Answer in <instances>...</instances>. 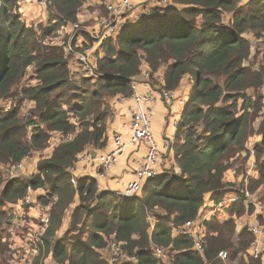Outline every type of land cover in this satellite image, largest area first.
Here are the masks:
<instances>
[{
    "label": "trees",
    "instance_id": "1",
    "mask_svg": "<svg viewBox=\"0 0 264 264\" xmlns=\"http://www.w3.org/2000/svg\"><path fill=\"white\" fill-rule=\"evenodd\" d=\"M21 1L0 0V99L16 97V90H11L28 66L36 63L39 85L24 90L22 96L35 102L37 123H26L18 107L0 109V255L8 249L4 239L13 215L7 206L25 209L28 193L44 190L45 196L38 199L45 205L49 200L55 204L42 240L45 252L33 264H44L49 257L60 264H106L100 251L111 236L136 260L122 264H160L153 256L152 244L175 252L174 264H205L193 250L194 240L174 234V229L196 220L208 196L220 203L230 186L224 181L232 167L230 160L246 152L250 110H258L248 90L262 88L264 68L256 78L255 72L244 67L250 56L244 36L264 34V0H252L245 7L239 0H171L181 8L168 7L129 22L117 39L106 41L101 49L104 56L92 67L96 77L83 69V78L78 80L81 86L75 84L70 70L71 58L83 68L77 57L67 49L65 52V46L54 49L44 43L52 33L77 24L80 9L88 0H49V21L40 28L27 27L22 21ZM230 11L231 26L226 27L223 16ZM83 36L84 44L78 43L76 36L69 47L80 51L90 45L88 35ZM143 64L149 67L152 80L166 67L163 85L153 83L160 95H176L187 77L192 82L187 99L176 95L185 101L179 105L182 113L172 144L181 171L173 177L169 171L161 173L141 194L124 200L116 193L100 192L97 180L91 177L77 179L72 170L80 156L105 148L110 103L117 97H130ZM54 132L72 138L39 162L37 174L7 181L2 167H16L33 152L46 149ZM254 150L259 177L250 181L254 184L252 188L249 185L250 192L264 188V139ZM244 202L242 194L228 209L229 215L236 216L234 210L246 207ZM74 206L67 232L70 238L53 242L66 212ZM151 218L156 222L151 223ZM212 222L218 223L211 219L205 227ZM219 224L218 229H206L205 259L221 262L218 253L233 247L231 234L240 244L247 240L248 253L255 242L249 228L238 232L232 219ZM225 231L230 233L227 240L221 239ZM212 238L214 243L209 244ZM248 255L253 264H263L262 259Z\"/></svg>",
    "mask_w": 264,
    "mask_h": 264
},
{
    "label": "rangeland",
    "instance_id": "2",
    "mask_svg": "<svg viewBox=\"0 0 264 264\" xmlns=\"http://www.w3.org/2000/svg\"><path fill=\"white\" fill-rule=\"evenodd\" d=\"M48 1L49 0H43L42 4L48 6ZM118 0H101V3H96L95 5H89L87 2L85 5L80 9V12L78 14L81 15L82 17H88V19L81 20L83 23H77L79 25L78 31H73L74 28L73 26L67 27V29H61L57 33H52L50 37L45 40L44 45L48 46V48H61V46H65V52L66 49L69 51V45L72 41L75 40L76 38H82L86 39L85 36L83 35H88L89 39L88 42H90V45L93 47H96L97 44V35H92L88 32V29H92L94 25L97 26V29H99V22L101 20H109L110 16V11H109V6L113 3H115ZM138 1V0H137ZM136 0H131V3L135 6L134 12H133V20L135 21H140L141 18V12L143 10H146L148 12V15H152L154 12L158 11L160 13L164 9H168V7L172 8H181L179 6H175L172 4L171 0H141L140 2H137ZM240 1V6L245 7L252 0H239ZM161 2V3H159ZM163 3V4H162ZM165 3V4H164ZM92 6V7H90ZM37 7L40 9L38 6H33ZM42 9V10H41ZM41 18L46 16L47 21H45L43 24L38 23L37 26L40 28V26H46L49 19V13L48 10L45 9V6H42L41 8ZM96 9V11H95ZM140 10V11H139ZM96 12L97 14V21L94 20L92 12ZM233 17V11L226 12L223 16V24L226 27L231 26V20ZM38 21V20H37ZM26 23V22H25ZM27 25V23H26ZM33 25L28 24L27 27H31ZM83 34H82V33ZM99 32V30H98ZM82 34V35H81ZM250 45V56L248 60L245 62L244 67L247 68L250 72H255L254 77L258 78L257 76H260V73L262 72L264 68V63H263V52H264V34L258 36L256 34H248L244 36ZM102 48V47H101ZM82 51V50H80ZM96 55L97 58L103 57L104 52L96 50ZM72 62H70V70L73 72L72 78L75 80V84H78L81 86L80 80L83 78L82 70L83 68L79 67L73 62V58H71ZM97 60V59H96ZM146 64H143L142 69H141V75L138 77L139 81H144V76H148V82L151 86L155 87L156 86L162 85L160 82V77L161 75L158 76L159 72H164L163 79L165 77L166 73V67L163 66L157 74L153 77V80L150 76V70L149 67L147 68L144 66ZM35 68H36V63L28 66V68L25 71L24 76L19 80V83L17 86H15L11 92L13 93L16 90V97H11L7 96L6 99H0V109L4 110H9L11 108H19L20 110V116L21 118L26 121H35L37 123L36 118H35V102L24 99L22 96V93L24 90L29 89L31 87H35L39 85L38 80L36 79L35 75ZM165 70V71H164ZM189 78V77H187ZM255 78V79H256ZM189 82L192 85V82ZM154 83V84H153ZM93 85V82L90 84V86ZM139 92L141 93V90L139 89ZM249 96L253 99L254 102L257 103L258 110H250V119H249V127L247 129V145L248 149L246 148V152H243L241 155H237L235 158H232L230 160V165H232L231 169L228 170L229 173H231L233 176L236 177V179H240L239 183H235L230 185L231 187L237 188V191L244 190L246 187L249 190V185L252 188L253 183H251L250 179L246 174H247V169L248 167L250 168V165H252L254 168L257 167V158L255 154L254 148L261 144L262 140L264 139V83L262 88L255 90V89H250L248 90ZM38 119V118H37ZM32 128H29V133ZM72 138H64L60 133H52L51 138L48 144V147L44 150L33 152L27 159H26V164L25 168H23V171L19 174H15L14 176H11L8 174L9 169H14V167L6 165L5 167H2V171L4 173V177L7 181H11L13 179L17 178H25L27 179L28 177H31L34 174H37V167L40 161L49 159L55 149L64 141ZM113 138V137H112ZM170 154H172V148L170 145V150L169 153L166 154L165 156L168 157ZM88 155V153H87ZM164 157L160 158V164L164 162ZM89 157V156H88ZM172 163V168L180 171L176 161H175V156L173 153L172 160L170 161ZM27 167V168H26ZM253 168V169H254ZM139 169V168H138ZM137 169V170H138ZM228 171L226 174L228 175ZM236 172L235 175L233 172ZM176 171H172L170 175L177 176ZM246 181H248L249 184H246ZM250 191V190H249ZM34 192V191H32ZM36 200L31 198V201L26 203L29 205L28 207H24L25 209L19 207V206H11L8 205V209H12L11 214L12 217L9 221V225L7 226V232L5 235V243L7 244V250L4 254L0 255V264H33L35 259L39 256V254L42 253L43 250V237L47 231V226L46 222H44L43 218L47 214L48 216L50 215L52 211V207L55 204L54 201L49 200V205H45L44 202H41L39 199L36 197V193H40L41 195L45 196L44 190L40 191H35L34 192ZM32 194V193H31ZM251 198L253 199L254 202L260 203L264 206V188L260 187L254 192H250ZM241 196V195H240ZM210 196L207 197V200H209ZM244 198V196H243ZM35 200V202H33ZM56 200V199H55ZM246 207H238L234 211L235 213H238L235 218H237V222H244L245 219L251 218L252 216L255 215V209L252 204L245 203ZM76 207H72L68 212H66L64 216L63 223L61 225L60 230L57 232L56 237L53 239V242L56 243H62L65 239H69L71 235H68L67 232L70 229V224H71V217L72 213ZM253 208V209H252ZM240 212V213H239ZM264 213V209H263ZM157 218V217H154ZM151 218V223H155L156 219ZM259 225L264 227V218L263 216L259 218ZM248 224V223H247ZM245 225L243 226L244 228H248L250 225ZM219 223L212 222L209 226L204 225V232L202 233L203 240L206 235V229L211 228L213 230L220 228ZM179 228V227H178ZM216 234L215 236H217ZM230 233L226 232L224 233V236H221V239L227 240L229 237ZM193 240L194 238L191 237ZM220 238V237H217ZM230 244L233 246L230 250H223L227 252L228 254V259L226 261H223L219 259V261H208L205 259V255L203 254L205 264H253V262L250 260V257L248 253L251 256V248L248 251V253L245 250V245L247 243V240L245 238L242 240V243L240 244L236 238H234V235H230ZM219 241V239H217ZM116 242V237L111 236L110 238L107 239V245L104 249L100 251L103 259L105 260L106 264H112L113 261L116 259L118 261L117 263L114 264H121L120 262L122 261L121 257L117 254H115L111 250V244ZM214 243L213 238L210 240L209 244ZM68 244V242H66ZM123 249V247H122ZM45 252V251H44ZM125 252V251H124ZM127 253V252H126ZM175 255V252H170V256ZM262 259H264V253L262 255ZM253 258V257H252ZM255 259V258H254ZM170 261L172 262V259L170 258ZM264 264V261H262ZM173 263V262H172ZM44 264H60L54 261L51 257L45 259ZM68 264V263H65ZM174 264V263H173Z\"/></svg>",
    "mask_w": 264,
    "mask_h": 264
},
{
    "label": "built area",
    "instance_id": "3",
    "mask_svg": "<svg viewBox=\"0 0 264 264\" xmlns=\"http://www.w3.org/2000/svg\"><path fill=\"white\" fill-rule=\"evenodd\" d=\"M25 1L32 2L31 0ZM42 1H37L36 3L47 8L46 5L42 4ZM134 9L135 6L131 3V0L116 1L109 6L111 16L109 20H101L99 22L100 31L97 33V44H95L98 46L93 47L87 44L86 46H84L82 51H75L71 46L69 47V52L77 57L78 62L82 65L88 76L96 77V73H94L92 68L94 66V62H96V59H98L96 50L101 51V47L106 41L110 39H117L122 34L124 27L132 21L130 20V17L132 16ZM140 15L141 18L146 17L148 15V12H146V10H143ZM72 26L74 28L73 31H78V24H74ZM144 77V81H140V83L134 81L131 85L132 93L128 98L134 102L135 107L130 112L131 133L128 140H126L122 136V134H115L113 135V138L111 140V142H113L115 146L111 151L98 155L95 159H92L90 156L88 157L89 161L97 162L96 166L98 178L105 179V177L112 172L120 156L123 155L124 151L128 148L129 145L133 147H145L146 156L143 163L136 171L135 180L129 182L122 191L116 193L119 198L124 200H128L135 196H138L143 192L144 188L148 185V182L150 180L155 179L157 176L161 175V173L166 172L165 169H162V172L159 173L157 171V167L160 162L161 152L163 151L165 153H169L170 150V142L166 141L163 146H160L156 141L151 119L152 114L151 111L147 108L150 107V105L154 102L156 90L149 84L148 76ZM140 84L144 85L146 93L139 92L138 86ZM161 98L166 104L177 102L180 106H183L185 103L183 99H178L177 96L171 92H165L163 95H161ZM177 122L178 121L176 120L174 121V128L177 126ZM160 147H162V149ZM21 167L22 164H19L14 167V169H9L8 174L14 176ZM180 171L176 170V173H179ZM72 183L74 186L76 185V181H73ZM31 198V195L28 194L26 197V201L29 203L31 201ZM251 200V194L249 192H246L244 196L245 203H252L255 205L257 211L263 212L264 206ZM43 220L44 222H46V226L48 229L50 215L48 216L46 214ZM248 228L255 237V242L253 243L251 248V256L255 259H262V255L264 253V227H262L261 225H249ZM174 232L178 235L193 237V250L198 252L202 256V258H204L202 236V233L204 232V225L203 223L199 222L198 218L194 221L186 222L181 227L174 229ZM111 250L116 255L118 254L121 257V264L134 263L136 261L134 258H130L126 252H124L121 244L118 242L111 244ZM151 250L154 258L158 260L160 264H173L170 261V258L172 259V256H170L171 251L169 249L152 244ZM218 259L226 261L228 259L227 252L220 251L218 253ZM262 260L264 261V259ZM117 262L118 261H116L115 259L112 264Z\"/></svg>",
    "mask_w": 264,
    "mask_h": 264
},
{
    "label": "crops",
    "instance_id": "4",
    "mask_svg": "<svg viewBox=\"0 0 264 264\" xmlns=\"http://www.w3.org/2000/svg\"><path fill=\"white\" fill-rule=\"evenodd\" d=\"M31 1L32 2H26L25 0H22L19 4V10L22 14L23 22H26L27 25L30 24L33 26H37L38 23L45 22L47 18L45 16L42 19H40L42 17L41 16L42 5H39L36 2L42 1V0H31ZM140 1L141 0H138L137 2H140ZM87 3L89 5H92V4L95 5L96 3L100 4L101 0H88ZM33 6H38L40 7L41 10ZM45 9L47 8L45 7ZM95 11L92 12V15H93L94 20L97 21L98 17ZM80 19L84 20V19H88V17H82V14H81L78 16V23H83ZM130 20H132L131 23L134 22L133 14L130 17ZM98 30L100 31V28L97 29V26L94 25L91 30L88 29V32L92 35H97ZM84 41L86 40L82 38L81 39L78 38V43L83 44ZM144 66L147 68L146 65ZM159 75H161L159 80L161 84L163 85L164 72L160 71L158 76ZM136 81H139L138 78L136 79ZM191 88H192V85L189 82V78H186L184 82L182 83L181 87L176 92V95L183 99H187L191 91ZM138 89L141 90V93H146V89L143 84H140L138 86ZM134 107H135L134 102L129 98L117 97L111 101L110 103L111 118L109 120L108 130H107L108 143L105 146V148L101 151L93 149L90 153H88V155L87 153H85L82 156H80L79 161L77 162L75 168L72 170L73 175L77 179L84 178V177H91L97 180L99 184L100 192L102 193L110 192L111 194L112 193L115 194L119 191H122L129 182H132L135 180L136 171L140 167V165L143 163L145 156H146V149L144 146L133 147L129 145L128 148L124 151L123 155L120 156L112 172L108 174L105 177V179L104 178L99 179L97 176L98 175L97 166H96L97 162L88 160V156H90L92 159H95L96 156L101 155L103 153H107L108 151H111L115 146V144L111 142L113 135L122 134V136L126 140H128L129 135L131 133L130 112L131 110H133ZM147 108L151 111V114H152L151 119H152V124H153V131H154L157 143L160 146H163V144L166 141H168L170 142V145L172 148L173 147L172 144L174 142L175 135H176V127L175 128L173 127V123L175 120L176 121L179 120L181 113H182L181 111L182 109L180 108L179 104L177 102H172V104H166L162 100L161 95L156 91L154 102L150 105V107H147ZM160 148L162 149V147ZM246 148L248 149V146H246ZM173 153L174 152L172 151V154L166 157L165 155L168 153H165L163 151L161 152L160 158L164 156L165 158H164L163 165L162 163L160 164V162L158 164L157 171L159 173L162 172V169H165L166 172L176 171L175 169L172 168V163L170 162L172 160ZM21 164H22V167L17 171L16 175L21 173L23 171V168H25L26 159ZM253 168L254 167L250 165V168L248 167L247 169L248 171L246 175L249 178L257 179L259 177L258 171H257L258 169L257 167L254 169ZM235 173L236 172L234 171L233 174L235 175ZM235 176H233L228 171V175L225 174L224 176V181L230 185L239 183L240 179H236ZM246 184H249L248 181H246ZM246 192L250 193L247 187L244 190L237 191V188L229 186L228 190L226 191V194L222 197L220 203L215 204V202L212 199L206 200L208 202L205 203L203 208L200 210V214L198 216L199 222L205 225V222L211 219L217 220L218 223H224L232 219L235 221V227L238 232H241V230L243 229V226H245L247 223H248L247 225L249 224L259 225V221H260L259 218L262 216L264 218V213L257 211L256 207H255V215L252 216L251 218L245 219L243 223L240 221L237 222V218L232 217L228 213V209H230L236 202L240 200L239 193L245 196ZM28 194L31 195V197H33V199L36 200L35 196H32V195H35L34 192L32 194L31 192ZM39 195L41 194L36 193L37 199ZM35 200H33V202H35ZM251 201H253V199Z\"/></svg>",
    "mask_w": 264,
    "mask_h": 264
}]
</instances>
